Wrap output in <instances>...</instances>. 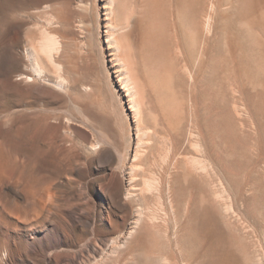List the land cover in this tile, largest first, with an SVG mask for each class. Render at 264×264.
<instances>
[{
  "label": "rangeland",
  "instance_id": "obj_1",
  "mask_svg": "<svg viewBox=\"0 0 264 264\" xmlns=\"http://www.w3.org/2000/svg\"><path fill=\"white\" fill-rule=\"evenodd\" d=\"M104 1L0 0V264H62L79 254L82 264H204L206 240L211 263L227 264L221 255L230 250L241 264H264V0H215L211 33L203 22L213 0H118L112 17ZM110 20L122 32L108 29ZM46 29L57 34L63 70L33 51ZM126 54L159 129L171 124L200 140L210 163L208 233L195 191L177 239L156 235L143 250L97 262L88 254L99 239L92 217L116 206L104 187L110 165L85 145L111 126L126 147L128 98L113 65Z\"/></svg>",
  "mask_w": 264,
  "mask_h": 264
},
{
  "label": "bare ground",
  "instance_id": "obj_2",
  "mask_svg": "<svg viewBox=\"0 0 264 264\" xmlns=\"http://www.w3.org/2000/svg\"><path fill=\"white\" fill-rule=\"evenodd\" d=\"M215 2L217 1H212L210 7L211 12H207L208 15L204 20L205 22L202 21L207 33H211L214 26V13L217 5ZM117 3L118 0L104 1L106 12L108 11V16L110 15L112 17L115 14L117 11ZM119 4L121 3H118V6ZM125 17L127 18V15ZM123 18L119 19H128ZM112 21L113 20H110L111 23L109 22L110 26L108 29L114 30V32L121 29L119 31L122 32L123 27L121 26L122 28H119L120 26L117 25L118 23L115 25V21ZM46 30L40 34L42 35L40 36L41 40H37V44L39 43V46L37 47L36 44L35 48H38V50L34 48L33 51L36 50L39 53L45 54V58L49 61V63H52L53 66L55 65L57 69L63 70L60 68V65H57L58 63L54 57V54L56 52L58 53V50L60 49V42L56 37L57 34H52ZM110 32H112V34H108V37L114 40L118 51L122 50V45L120 44V41H118L119 38L115 37V33L113 34V31ZM78 41H80V39H78ZM33 56L35 55L33 54ZM126 56L127 54L123 57V59L116 57L117 63H113V65L115 64L116 73H118L117 75L121 76L120 82H123L124 84L122 90L126 93V98H128L126 101V107L128 106V109L124 108V116L128 122V141L126 147H123V144L120 143L118 131L111 126L108 127L106 135L97 133L96 139L85 145V150L87 152L92 155H97L101 160L110 165L108 183L104 185V187L107 189L112 203L116 206V209L107 210V212L103 210H99V212H97L96 210L95 213L93 211L94 217L92 218L94 219L97 231L96 234L99 239H97V242L89 246L88 254L97 262L104 256L117 255L121 251H129L130 254V252L143 250L147 245L146 243L149 240H152L156 235L161 236L166 240L177 239L179 233L183 230V226H181L183 217L189 218L192 216L193 211L195 213V191H198L201 194V204L199 207L200 226L205 236L208 233L207 222L210 216V209L207 203V190L205 182L209 177L210 163L204 155L200 140H195L197 135L195 136V133L192 131H190L189 135L187 134L188 137H185L177 126L175 128L171 124H168L167 131L165 129H159L158 118L147 111L144 93L140 87V81L142 82L143 77H140V80L135 78V76L139 77V75H135V71L133 73L131 72V63L128 64V61H125ZM30 57H32V55ZM36 67L39 73L44 71L41 70V67L38 64H36ZM184 71L190 76V78L193 79V75L190 73L187 65L184 67ZM22 75H24L28 81L31 78L26 72H23ZM64 79L60 78L59 81L62 82ZM67 84L69 85V83ZM128 110L130 113L127 112ZM193 149L196 150L197 154H193ZM226 193H228L227 190L222 187V190L216 192V196L221 198L222 194L225 195ZM182 206L183 213H181ZM226 207L228 211L232 209L231 205ZM88 214L91 216V212ZM91 221L92 220L89 219V222ZM209 248L210 247L206 240L203 247L204 254L202 253L204 256V264H214L207 260ZM221 256L227 264H241L240 259L230 250L224 252ZM82 257V254L67 257L63 259L62 264H82ZM258 260H260V258ZM161 261L162 264H176L169 258H163ZM182 264L187 263L183 261Z\"/></svg>",
  "mask_w": 264,
  "mask_h": 264
}]
</instances>
